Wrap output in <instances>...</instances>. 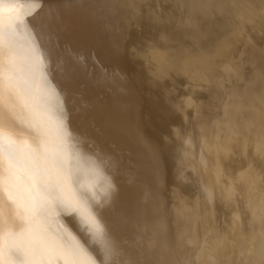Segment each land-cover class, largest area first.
Returning a JSON list of instances; mask_svg holds the SVG:
<instances>
[{"label":"bare ground","instance_id":"obj_1","mask_svg":"<svg viewBox=\"0 0 264 264\" xmlns=\"http://www.w3.org/2000/svg\"><path fill=\"white\" fill-rule=\"evenodd\" d=\"M0 10L2 264H264V0Z\"/></svg>","mask_w":264,"mask_h":264},{"label":"snow or ice","instance_id":"obj_2","mask_svg":"<svg viewBox=\"0 0 264 264\" xmlns=\"http://www.w3.org/2000/svg\"><path fill=\"white\" fill-rule=\"evenodd\" d=\"M39 2V0H37ZM15 20L17 23H23V21L20 18L19 12H14L10 14L9 16V23L7 25L8 28V33L6 37V32H5V23H4V14L3 11L0 10V49L4 48L6 43L10 44H16L17 42V36L18 33L13 30V24L12 21ZM37 61L39 60V56L36 57ZM7 71L9 73L13 72L12 68H8ZM6 86H12L15 87L14 82H12V77L11 76H6L5 74V66L2 62H0V89L6 87ZM4 135V132L2 129H0V137ZM14 150L18 152H23L25 153L29 159H35V160H40L43 161L45 160V150L43 146L37 145L35 148H32L23 142H20L14 146ZM0 162H3L7 165L8 171L10 176H15L17 175L15 168L11 165V163L4 157V150H3V145L0 144ZM11 185L5 186L3 182H0V190H10ZM90 223V230L94 229L95 234L98 238H103L105 235L103 230L100 228L99 224L95 221L94 218L89 219ZM3 244V234H0V247H2ZM107 252L108 250L105 249ZM2 264V262H0Z\"/></svg>","mask_w":264,"mask_h":264}]
</instances>
